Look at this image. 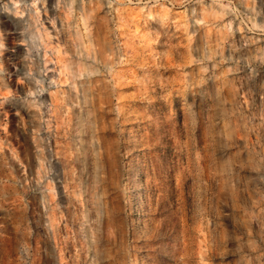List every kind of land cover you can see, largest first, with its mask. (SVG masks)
<instances>
[{
  "label": "rangeland",
  "instance_id": "rangeland-1",
  "mask_svg": "<svg viewBox=\"0 0 264 264\" xmlns=\"http://www.w3.org/2000/svg\"><path fill=\"white\" fill-rule=\"evenodd\" d=\"M0 264H264V0H0Z\"/></svg>",
  "mask_w": 264,
  "mask_h": 264
}]
</instances>
